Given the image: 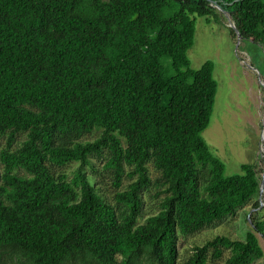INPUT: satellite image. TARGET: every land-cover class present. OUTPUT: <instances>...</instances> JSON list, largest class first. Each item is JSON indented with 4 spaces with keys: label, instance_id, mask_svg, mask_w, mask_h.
Masks as SVG:
<instances>
[{
    "label": "trees",
    "instance_id": "16d2710c",
    "mask_svg": "<svg viewBox=\"0 0 264 264\" xmlns=\"http://www.w3.org/2000/svg\"><path fill=\"white\" fill-rule=\"evenodd\" d=\"M212 1L241 39L264 45V0ZM171 3L178 11L161 18ZM214 8L208 0H0V264L264 258V220L254 218L243 239L216 235L178 263L179 235L234 214L259 189L252 163L226 175L201 137L217 82L213 63L192 69L187 51L195 16L217 19ZM153 186L164 194L159 210L139 223Z\"/></svg>",
    "mask_w": 264,
    "mask_h": 264
},
{
    "label": "rangeland",
    "instance_id": "374dc122",
    "mask_svg": "<svg viewBox=\"0 0 264 264\" xmlns=\"http://www.w3.org/2000/svg\"><path fill=\"white\" fill-rule=\"evenodd\" d=\"M217 19L213 17L195 16V32L193 44L187 51L192 69H199L206 61L213 63V78L217 82L215 103L208 127L201 137L210 147L212 153L225 165V174H240V165L252 163L257 171L261 191L246 204L238 208L234 214L222 220L204 226L193 234L178 239V263L185 260L194 246L202 245L216 235H225L231 239H243L253 224V219L264 220V45L248 40H238L231 33L227 13L214 8ZM178 11V6L171 3L161 12V18H168ZM233 22V21H232ZM167 73H172L170 60L161 59ZM95 134L86 136L93 140ZM5 138L0 137V148L5 146ZM98 166L103 161L94 159ZM75 164L66 166L64 170L71 173ZM150 176L156 177L151 165ZM103 191L111 196L112 177L103 172L101 177ZM130 181L123 178L122 188ZM164 196L162 188L153 186L150 195L144 199L142 215L139 223L155 214ZM260 207L254 208V203ZM264 249V236L257 233ZM208 264H223L224 258ZM254 264H264V258Z\"/></svg>",
    "mask_w": 264,
    "mask_h": 264
},
{
    "label": "water",
    "instance_id": "95a60500",
    "mask_svg": "<svg viewBox=\"0 0 264 264\" xmlns=\"http://www.w3.org/2000/svg\"><path fill=\"white\" fill-rule=\"evenodd\" d=\"M208 1L211 6L220 10V7L216 4L215 1H212V0H208ZM229 27L233 29L234 33L236 34L237 39L240 40L241 37H240L239 31L237 30L234 22H232L231 20H229ZM261 186H262V183H259V189H258L259 192L261 191Z\"/></svg>",
    "mask_w": 264,
    "mask_h": 264
}]
</instances>
